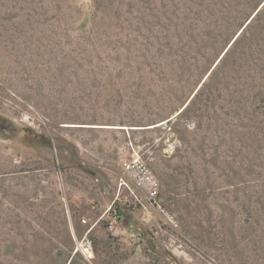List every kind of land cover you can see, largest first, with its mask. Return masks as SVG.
Listing matches in <instances>:
<instances>
[{"label":"rangeland","instance_id":"374dc122","mask_svg":"<svg viewBox=\"0 0 264 264\" xmlns=\"http://www.w3.org/2000/svg\"><path fill=\"white\" fill-rule=\"evenodd\" d=\"M0 264H264V0H0Z\"/></svg>","mask_w":264,"mask_h":264},{"label":"built area","instance_id":"2783aa9c","mask_svg":"<svg viewBox=\"0 0 264 264\" xmlns=\"http://www.w3.org/2000/svg\"><path fill=\"white\" fill-rule=\"evenodd\" d=\"M137 148L133 142H130V154L122 163L125 177L120 180L121 186L128 187L132 192L133 189H137L145 201L160 205L158 201L160 182ZM136 197L138 196L136 195ZM77 243V249L83 253L88 254L85 249L92 252L93 245L90 239H84Z\"/></svg>","mask_w":264,"mask_h":264},{"label":"bare ground","instance_id":"6f19581e","mask_svg":"<svg viewBox=\"0 0 264 264\" xmlns=\"http://www.w3.org/2000/svg\"><path fill=\"white\" fill-rule=\"evenodd\" d=\"M161 123V122H160ZM159 123V124H160ZM158 124V123H157ZM68 125H74V124H68ZM76 125V124H75ZM156 125V124H155ZM106 126H108V127H110V126H112V125H106ZM118 126H121L122 128H126V126H122V125H118ZM130 127V126H129ZM140 127V126H139ZM145 128V127H144ZM85 250H87V249H85ZM87 251H89V250H87Z\"/></svg>","mask_w":264,"mask_h":264},{"label":"trees","instance_id":"16d2710c","mask_svg":"<svg viewBox=\"0 0 264 264\" xmlns=\"http://www.w3.org/2000/svg\"><path fill=\"white\" fill-rule=\"evenodd\" d=\"M262 8H263V7H262ZM260 10H262V9H259V11H260ZM259 11H258V12H259ZM258 12H257V14H258ZM235 41H236V40H235ZM235 41H234V43H235ZM234 43H233V44H234ZM233 44H232V45H233ZM228 50H229V49H228ZM228 50L226 51V53H225L224 55H226V54L228 53Z\"/></svg>","mask_w":264,"mask_h":264},{"label":"water","instance_id":"95a60500","mask_svg":"<svg viewBox=\"0 0 264 264\" xmlns=\"http://www.w3.org/2000/svg\"><path fill=\"white\" fill-rule=\"evenodd\" d=\"M260 9V8H259ZM258 11V9L256 10V12ZM171 119H172V117L171 118H169L166 122H170L171 121Z\"/></svg>","mask_w":264,"mask_h":264}]
</instances>
